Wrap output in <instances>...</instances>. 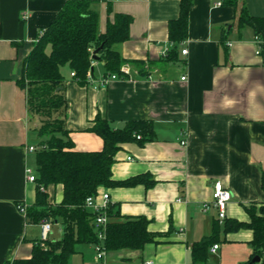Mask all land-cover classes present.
<instances>
[{
	"label": "crops",
	"instance_id": "0c3cea01",
	"mask_svg": "<svg viewBox=\"0 0 264 264\" xmlns=\"http://www.w3.org/2000/svg\"><path fill=\"white\" fill-rule=\"evenodd\" d=\"M66 1L0 0V264L30 258L34 243L43 239L45 219L28 222L18 208L28 209L36 200V182L28 181L27 170L37 177L42 124L18 80L39 35ZM218 1L193 0L188 37L179 44L177 60L170 61L169 21L179 16L180 0H112L113 13L133 16L130 38L116 48L127 60L141 61L144 72L126 63L129 77L94 86L104 76L103 61L93 62L94 84L73 79L69 66L62 69L67 105L54 117L65 119L78 150L103 148V139L89 130L98 116L114 127L129 120L155 124L156 139L122 144L112 172L118 180L150 173L156 183L102 186L98 196L110 194V204L121 213L114 220L143 215L151 219L150 230L171 231L144 249L107 251L103 264H194L192 244L212 234L218 218L216 209H203L216 181L232 192L229 218L249 221L245 206L264 201V56L258 54L254 28L238 25L242 6L263 17L264 0H238L237 7L217 6ZM97 9L104 32L113 13L108 15L107 2ZM47 191L49 203L62 200V184ZM49 220L48 238L61 239L63 221ZM220 233L219 248L206 264H264L261 259L248 263L252 229ZM97 262L95 245L86 243L78 245L69 264Z\"/></svg>",
	"mask_w": 264,
	"mask_h": 264
},
{
	"label": "trees",
	"instance_id": "16d2710c",
	"mask_svg": "<svg viewBox=\"0 0 264 264\" xmlns=\"http://www.w3.org/2000/svg\"><path fill=\"white\" fill-rule=\"evenodd\" d=\"M100 2H107L110 16L113 13L112 0H67L39 35L26 59L23 77L18 80L19 85L26 90L30 110L42 117L38 129L40 143L36 149V200L28 207L26 217L28 222L61 219L65 227L61 239L38 240L33 245L32 256L15 259L14 264H69L71 257L78 252V245L86 243L100 244L106 251L144 249L149 243H160L171 231V228L168 232L150 230L151 219L143 215L114 220L112 218L121 216V213L110 204V221L106 225L105 237L100 239L94 228L96 214L86 205V199L97 196L102 186L144 184L149 188L156 183L150 173L118 180L113 178L112 172L115 156L122 144L137 142L144 145L156 139L152 120H129L123 126L114 127L108 119L98 116L89 130L103 139L104 146L101 150L85 151L75 147L65 119L54 117L56 112L67 105L62 69L69 66L75 72L73 79L87 84L89 72L94 76L95 59L91 49H99L98 57L104 62V75L116 73L119 78H127L129 74L122 67L130 62L144 72L141 61L127 60L116 48L118 43L130 38L133 16L114 12L112 18L108 17L106 30L102 32L100 12L97 9ZM192 4L193 0H180L179 16L169 21V39L174 46L168 52L167 60H177L179 44L188 37ZM223 4L237 7L238 0H223ZM238 25L254 28L264 55V16H253L246 6H242ZM52 184L63 185V198L55 204L48 201L47 189ZM245 209L250 216L249 221L229 217L221 221L217 218L212 234L192 244L191 257L194 264L208 262L211 246L220 241V231L226 235L242 228L254 232L249 242L253 253L248 263H254L255 257H260L264 263V201L260 204L252 203L245 206Z\"/></svg>",
	"mask_w": 264,
	"mask_h": 264
},
{
	"label": "built area",
	"instance_id": "2783aa9c",
	"mask_svg": "<svg viewBox=\"0 0 264 264\" xmlns=\"http://www.w3.org/2000/svg\"><path fill=\"white\" fill-rule=\"evenodd\" d=\"M223 4V0H219L216 5H222ZM258 42V54L264 56L261 53V49H260V44H259V40L257 39ZM174 43L171 42L170 47H173ZM169 50V47L166 48V50L164 51V54H167ZM92 53L94 52L91 49ZM182 52L184 54H186L188 52L187 48L182 49ZM122 70H124L125 73L129 74V70L127 68V66H123ZM75 75V72H72V76ZM186 76H182V80H186ZM115 79H119L118 74L113 73V74H109V75H104L96 85L94 86H106L107 84H109L111 81L115 80ZM94 77L92 76V74L89 72L88 74V83L90 84H94ZM138 138H140V136H138ZM187 140L183 139L182 140V144H186ZM31 150H35L34 147H30ZM129 159H131V157H129ZM27 178L28 181L31 182H35L36 181V175L30 170H27ZM232 199V192L229 188H227L221 181H216L213 185V191H212V198L209 201H206L205 203H203V209L205 211H208L212 208L216 209L217 211V215L218 218L223 221L226 217H227V207H228V203L229 201ZM86 205L88 208H90L92 211L95 212L96 216H95V220H94V228L97 232V235L100 239H103L105 237V229H106V225L107 223L110 221V216L108 215V209L110 207V194L109 193H104L101 197L97 196H89L86 199ZM18 208L20 209V211L24 214H26L27 212V208L25 205L23 204H19ZM52 225L53 222L50 220H43L41 223V229H42V236L43 239H47L49 236V233L51 232L52 229ZM219 248V244H214L211 248H210V252L211 253H216L217 250ZM95 250H96V257H97V264H103V259L105 257L106 254V250L104 249V247L100 244H95ZM147 264H152L153 261L149 260L146 262Z\"/></svg>",
	"mask_w": 264,
	"mask_h": 264
},
{
	"label": "water",
	"instance_id": "95a60500",
	"mask_svg": "<svg viewBox=\"0 0 264 264\" xmlns=\"http://www.w3.org/2000/svg\"><path fill=\"white\" fill-rule=\"evenodd\" d=\"M98 52H99V49H96L94 52H93V57H94V59H99V57H98ZM261 258L260 257H255L254 258V261H259Z\"/></svg>",
	"mask_w": 264,
	"mask_h": 264
},
{
	"label": "rangeland",
	"instance_id": "374dc122",
	"mask_svg": "<svg viewBox=\"0 0 264 264\" xmlns=\"http://www.w3.org/2000/svg\"><path fill=\"white\" fill-rule=\"evenodd\" d=\"M37 120V119H36ZM40 140V139H39ZM39 140L37 141V142H39ZM254 264H256V263H254Z\"/></svg>",
	"mask_w": 264,
	"mask_h": 264
}]
</instances>
